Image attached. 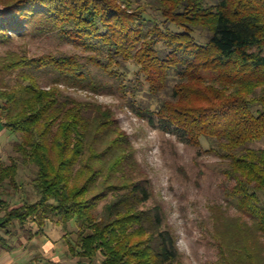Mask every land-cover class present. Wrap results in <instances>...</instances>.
I'll list each match as a JSON object with an SVG mask.
<instances>
[{
  "label": "trees",
  "instance_id": "obj_1",
  "mask_svg": "<svg viewBox=\"0 0 264 264\" xmlns=\"http://www.w3.org/2000/svg\"><path fill=\"white\" fill-rule=\"evenodd\" d=\"M36 37L79 51L35 57L24 42L0 56V129L16 135L11 162L0 155L1 192L21 190L25 165L39 195L0 198L3 251L18 228L33 239L75 223L76 264H186L164 208L146 207L153 187L114 110L68 92L110 89L224 163L212 264H264V148L252 145L264 139V0H0V44Z\"/></svg>",
  "mask_w": 264,
  "mask_h": 264
},
{
  "label": "rangeland",
  "instance_id": "obj_2",
  "mask_svg": "<svg viewBox=\"0 0 264 264\" xmlns=\"http://www.w3.org/2000/svg\"><path fill=\"white\" fill-rule=\"evenodd\" d=\"M24 42L28 43L29 54L35 57L57 50H77L72 44L58 38L36 37L26 41L16 39L7 45L0 44V56L10 48L18 49ZM131 68L136 67L131 65ZM44 83L48 84L50 81L44 79ZM68 92L80 98L94 96L114 110L120 125L134 144L142 177L148 178L153 187V196L146 203V207L160 205L164 208L167 222L177 236L182 260L186 264L215 262L219 258V247L212 235L210 206L226 204L222 188L224 175L221 172L224 163L220 158L208 152L198 153L197 147L182 142L177 136L165 133L140 118L127 106V101L120 91L107 89L95 94L91 90L71 88ZM15 139V134H0V155H3L7 162H11V156H15L11 144ZM252 145L264 148V139ZM36 170L35 166L21 165V190H11L10 196H5L0 188V198L12 206L21 204L25 198L29 201L37 200L39 195L31 183ZM231 212L234 213V210ZM76 230V224H71L69 231L73 233L66 236L75 240ZM16 231L17 234L9 238L15 251L9 253L0 248V255L9 253L13 256V264H26L36 256L46 262L76 264L77 258L72 257L69 252L66 230L54 223L50 222L46 229L33 239H29V233L22 229L18 228Z\"/></svg>",
  "mask_w": 264,
  "mask_h": 264
},
{
  "label": "crops",
  "instance_id": "obj_3",
  "mask_svg": "<svg viewBox=\"0 0 264 264\" xmlns=\"http://www.w3.org/2000/svg\"><path fill=\"white\" fill-rule=\"evenodd\" d=\"M3 131L6 132L5 129H0V134L1 133L3 134L4 133ZM6 252L12 253L10 251H6ZM9 253H8V255H6V254L0 255V260L3 259L0 261V264H10V263L13 264L14 258H13V256L11 257Z\"/></svg>",
  "mask_w": 264,
  "mask_h": 264
}]
</instances>
